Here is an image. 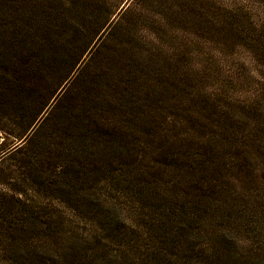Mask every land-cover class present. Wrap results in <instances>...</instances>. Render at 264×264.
<instances>
[{
    "label": "rangeland",
    "instance_id": "obj_1",
    "mask_svg": "<svg viewBox=\"0 0 264 264\" xmlns=\"http://www.w3.org/2000/svg\"><path fill=\"white\" fill-rule=\"evenodd\" d=\"M39 101L31 166L0 146V264L264 259V0H0V122Z\"/></svg>",
    "mask_w": 264,
    "mask_h": 264
},
{
    "label": "trees",
    "instance_id": "obj_2",
    "mask_svg": "<svg viewBox=\"0 0 264 264\" xmlns=\"http://www.w3.org/2000/svg\"><path fill=\"white\" fill-rule=\"evenodd\" d=\"M69 68V69H68ZM70 68H72V66H68L65 69H62V73L61 74H57L55 73L54 75V79L51 82V85L53 88V95L52 97H56L57 92H61L66 85H70L71 82L73 80L76 79L77 74L79 73V68L75 71L74 75L73 73H70L69 70ZM78 72V73H77ZM17 74V72L13 73V77H14V81H13V85L15 86V88L18 90V92L20 94H25L26 92H29V86L31 84H33L32 81H25V80H19L17 79L14 75ZM76 74V75H75ZM68 89V88H67ZM66 89V90H67ZM49 108V103L48 101H39L38 103H36L35 105V115L33 117V121L30 123H25V121H22V123L20 124V127H8V125H6L8 122H10L9 120L6 121V123H1L0 122V139H2V142L0 143V146L5 144L6 141L10 140V137L14 138L13 140H16L17 142H19L17 144V146H19L16 150H14L12 152V154L14 152H20L21 156H20V160L22 161V163H25L29 166H31V160L33 157V153L31 151V148L34 146V144L37 142V140L39 139V137L43 134V132L45 133V131H47L49 128H53L56 126L55 119L57 114L59 113V111H45V109ZM96 126H98V129L102 128V127H107L110 128L109 124H105L102 122H94ZM106 129V128H105ZM106 134H108V137H112L114 134L113 130H107L106 129ZM30 147V148H29ZM56 169L54 170L55 175L63 173V170H59L57 169V167H55ZM59 170V171H58ZM49 177H52V171L49 172ZM6 199H12L13 197L9 198L6 197ZM18 201V200H15ZM5 210L8 211H12L13 209L10 207H2ZM1 210V208H0ZM35 213V212H32ZM14 214V212L12 213ZM37 215V220H39V222L41 223V225H38V229L42 232H45L47 230L50 231L52 224L50 225L49 222L44 221L42 216L40 215L41 212H36L35 213ZM2 225V223H0V226ZM5 229L11 230V229H15V227L13 226V223L11 221H7V225L6 227H4ZM93 258L91 261L88 262H93V263H97V264H103V260L102 261H98V259L96 257H91ZM74 261L71 260H67V259H48V258H42L39 262V264H73ZM83 262V261H82ZM85 263V262H83ZM259 264H264V259L259 263Z\"/></svg>",
    "mask_w": 264,
    "mask_h": 264
}]
</instances>
